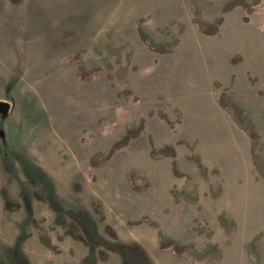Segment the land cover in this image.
Wrapping results in <instances>:
<instances>
[{
	"label": "rangeland",
	"instance_id": "obj_1",
	"mask_svg": "<svg viewBox=\"0 0 264 264\" xmlns=\"http://www.w3.org/2000/svg\"><path fill=\"white\" fill-rule=\"evenodd\" d=\"M232 1L0 0V264H264V0Z\"/></svg>",
	"mask_w": 264,
	"mask_h": 264
},
{
	"label": "trees",
	"instance_id": "obj_2",
	"mask_svg": "<svg viewBox=\"0 0 264 264\" xmlns=\"http://www.w3.org/2000/svg\"><path fill=\"white\" fill-rule=\"evenodd\" d=\"M238 5H245L244 4V0H234V1H232L228 6H227V8L226 9H233L234 7H236V6H238ZM220 21H221V19L219 20V21H217V23H216V25H208V27H213V30L212 31H210V33H212V34H215V33H217V31H218V24L220 23ZM201 27H202V29H205L204 28V26H206V24L204 23V22H201ZM150 45H152L151 43H149ZM153 49H155V47L154 46H151ZM156 50H159V51H161V52H166V51H164V49H159V48H156ZM221 102V105L224 107V108H226L227 110H229L231 113H232V115H233V117H234V119H235V121L238 123V125L239 126H241L242 128H244V129H246L248 132H249V134H253V129H252V127L246 122V121H244L243 119H242V117H241V115L239 114V110L238 109H235V110H231V108H230V106H228L226 103H224L222 100L220 101ZM120 143L121 142H119V144H115V146L112 148V150L111 151H113L114 149H116L117 148V146L118 145H120ZM164 154H168V153H170V154H174L175 153V151L173 150V149H165V150H163L162 151ZM163 245V244H162ZM167 246L168 247H171L172 246V248L174 249V251L177 253V254H182L184 251H185V249L183 248V247H178V246H174L173 245V243L172 242H170V243H168L167 244ZM12 252V254H17L18 255V252L14 249V248H11L10 249ZM15 258V257H14ZM15 259H18V258H15ZM21 263V262H20ZM18 264H19V262H18ZM21 264H25L24 262H22Z\"/></svg>",
	"mask_w": 264,
	"mask_h": 264
}]
</instances>
